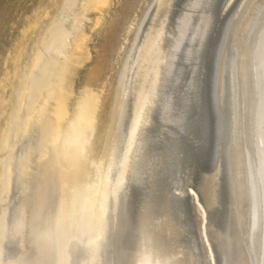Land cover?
<instances>
[{
	"label": "bare ground",
	"instance_id": "obj_1",
	"mask_svg": "<svg viewBox=\"0 0 264 264\" xmlns=\"http://www.w3.org/2000/svg\"><path fill=\"white\" fill-rule=\"evenodd\" d=\"M110 4L62 0L15 91L0 264H264V0H155L109 86L103 143L100 94L74 96L72 76L84 20L96 12L98 24ZM191 10L202 29L181 50Z\"/></svg>",
	"mask_w": 264,
	"mask_h": 264
},
{
	"label": "rangeland",
	"instance_id": "obj_2",
	"mask_svg": "<svg viewBox=\"0 0 264 264\" xmlns=\"http://www.w3.org/2000/svg\"><path fill=\"white\" fill-rule=\"evenodd\" d=\"M154 1L111 0V4L104 9L105 12L103 11L101 15V19H103L98 24H95V20L99 16L96 12H89L87 19L84 20L83 29L86 30L87 41H85L82 52L84 60L75 70V75L72 76L74 96L82 93L84 88L100 94L96 138H101L103 143L104 141L108 142L109 138L114 135V133L111 134L113 95L110 93L114 86H112L113 88L109 86L118 82L127 51L124 49L129 47L130 51L136 33ZM61 2L62 0H0V146L7 134L6 129L11 123L17 93L15 91H18L22 86L24 75L35 55L37 42L50 19L56 14ZM196 8L194 7V9ZM201 18L202 15L198 11L191 10L179 23V38L181 37V40L179 39L177 42L181 50L186 48V41L194 37L196 32L194 29L197 27L199 30L202 29ZM126 21H128L129 27L133 25L128 39L124 38ZM121 43L125 45L119 52L117 48ZM176 59L179 60V65H187L189 57L187 54L178 55ZM178 67L180 68L173 72L174 80H177L178 74L180 77L178 78L181 80V70L184 66ZM102 86H104L103 90ZM109 88L110 92H108ZM168 94L163 109V122L167 124L168 122L174 123L172 111L176 106L172 91ZM168 126L164 124L163 128L168 131ZM104 151L105 144L91 151V156H99ZM5 155L6 153L0 152V164ZM1 166L2 164L0 169ZM0 188L2 190V184H0ZM1 209L2 204L0 203V214Z\"/></svg>",
	"mask_w": 264,
	"mask_h": 264
},
{
	"label": "water",
	"instance_id": "obj_3",
	"mask_svg": "<svg viewBox=\"0 0 264 264\" xmlns=\"http://www.w3.org/2000/svg\"><path fill=\"white\" fill-rule=\"evenodd\" d=\"M212 108H211V103H210V110H211ZM212 112V111H211ZM212 127H213V119L211 118V130H212V134H213V129H212Z\"/></svg>",
	"mask_w": 264,
	"mask_h": 264
}]
</instances>
